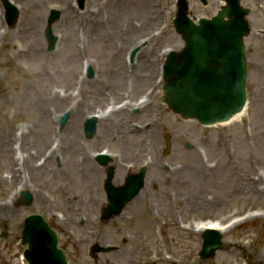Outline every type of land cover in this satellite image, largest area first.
<instances>
[{"label":"rangeland","instance_id":"1","mask_svg":"<svg viewBox=\"0 0 264 264\" xmlns=\"http://www.w3.org/2000/svg\"><path fill=\"white\" fill-rule=\"evenodd\" d=\"M11 1L19 8L18 23L8 28L0 19V129L10 124L11 133L2 142L0 132V152L8 149L0 160V204L14 215L0 218V264H27L20 233L30 213L41 214L56 231L68 264H264V0H242L251 28L244 40L245 112L209 127L181 119L160 102L163 50L181 46L171 23L175 0H84L80 8L75 0ZM189 2L196 16H210L220 5ZM50 8L59 9L60 17L52 23L55 49L47 50L43 29ZM87 9L93 10L89 16ZM135 46L134 64L127 66L123 56ZM85 63L92 66L91 78L84 75ZM139 94L146 100L135 104ZM48 95L64 103L46 104L53 108L52 133L40 148L38 103ZM109 96L111 105L126 100L122 110L105 115L96 135L85 139L86 115ZM65 111L69 117L60 128ZM66 135L82 150L61 152ZM167 136L170 149L163 155ZM51 141V162L31 172L24 188L31 205L17 206V181L9 184L19 178L10 173L12 152L19 165L26 154L44 160L41 150ZM100 149L116 159L115 185L147 165L140 192L107 220L100 219L107 203L105 168L92 157ZM83 157H90L89 169ZM209 221L228 225L220 244L200 257L201 233L193 226ZM95 243L113 249L91 255Z\"/></svg>","mask_w":264,"mask_h":264},{"label":"water","instance_id":"2","mask_svg":"<svg viewBox=\"0 0 264 264\" xmlns=\"http://www.w3.org/2000/svg\"><path fill=\"white\" fill-rule=\"evenodd\" d=\"M223 1L225 4L216 15L199 18L196 24L188 15L187 1L177 0L173 24L184 44L179 51L167 55L163 67L162 101L174 113L195 118L204 125L228 120L241 110L246 98L242 38L249 32L244 19L248 9L240 5V0ZM85 131L87 136L92 134L93 121H86ZM108 175L106 191L110 203L102 218L118 213L143 184V171L128 177L120 188L110 184L111 169ZM18 202L29 204L30 195L23 193ZM219 237L214 232L204 233V255L219 245ZM26 242L28 249L24 254L29 264H66L56 248L54 232L38 215L25 219L22 243Z\"/></svg>","mask_w":264,"mask_h":264},{"label":"bare ground","instance_id":"3","mask_svg":"<svg viewBox=\"0 0 264 264\" xmlns=\"http://www.w3.org/2000/svg\"><path fill=\"white\" fill-rule=\"evenodd\" d=\"M91 14L90 10H86L85 11V16H89ZM116 73H117V76H119L120 74V68L119 67H116ZM152 74V72H149V73H143L142 76L143 77H146V76H150ZM66 99V98H65ZM50 101H53L55 102L54 105H57V106H62L63 103H64V100H62L61 98L55 96V97H52L51 95L47 96V97H44L39 104V108H41V110H39V122L42 123V132L40 134V136H38L37 138V142L39 141V143H41V146L40 148L43 146V144L45 143V141H47L49 138H50V135L52 133L51 131V126L49 125L50 124V118H51V111L49 110V108H47L46 104ZM79 111H81L80 107L76 109V112L79 113ZM60 112V111H58ZM241 115V114H239ZM239 115H236L232 118V121L237 119L239 117ZM38 125V124H36ZM78 126V124H76ZM76 125H75V128H76ZM69 129H74V126H70ZM0 132H1V138H2V142H5V141H9L11 139V133H10V124H7L6 126L1 127L0 129ZM71 134V133H69ZM73 138V137H72ZM62 146H60V150L63 152L64 149H69V150H72L73 151H78L79 148L78 146L80 147L79 143H78V146L76 145V142L73 144L72 141H69L68 139V135L64 136V138L62 139V142H61ZM4 147V145H3ZM46 147V145L44 146V148ZM80 150H82V148L80 147ZM8 149L5 147L3 149V151L1 150L0 152V160L1 159H4L5 156H6V153H7ZM68 151V150H67ZM14 154V152H12ZM55 150H52V152L50 153V158L54 156L55 154ZM81 154V151L79 152ZM50 158L44 163L42 164V166H40L39 168L37 167H34V165H31L32 162H33V159L31 156L27 157L26 160L24 161L23 160V169L24 171L29 175L31 172H35L37 173L40 169H44L48 163H50ZM89 162H90V157H87L86 159H82L81 163L82 164H86V169H89L88 166H89ZM112 163L114 164V161H112ZM11 166H12V170H14L15 168V158L14 156L12 155L11 156ZM41 170V171H42ZM91 171H94L93 168H90ZM4 179V178H3ZM13 181H16V179L13 178ZM2 183V182H0ZM27 183V181H26ZM25 183V184H26ZM36 198L41 200L40 198V195H36ZM12 207H10L9 205L6 206L4 204H0V218H9L11 215H14V213H11L12 211ZM217 226V224L215 223H209V222H205V223H201L199 225H196V226H193L194 229L199 232L201 229L205 228L206 226Z\"/></svg>","mask_w":264,"mask_h":264}]
</instances>
